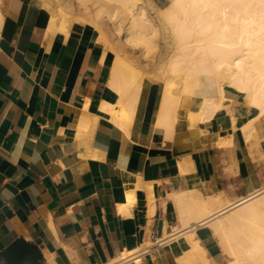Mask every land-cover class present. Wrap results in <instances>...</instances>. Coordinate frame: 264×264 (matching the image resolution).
I'll return each instance as SVG.
<instances>
[{"label":"crops","instance_id":"1","mask_svg":"<svg viewBox=\"0 0 264 264\" xmlns=\"http://www.w3.org/2000/svg\"><path fill=\"white\" fill-rule=\"evenodd\" d=\"M2 1L0 249L21 237L37 245L42 264H116L130 250L141 260L130 264H179L195 233L215 264H229L207 222L181 224L177 193L234 202L264 186V124L254 135L260 149L241 128L256 110L229 89L239 125L222 114L193 126L196 105L182 95L171 125L164 81L144 75L124 123L109 85L119 47L111 24L92 22L91 11L50 33L42 0Z\"/></svg>","mask_w":264,"mask_h":264},{"label":"bare ground","instance_id":"2","mask_svg":"<svg viewBox=\"0 0 264 264\" xmlns=\"http://www.w3.org/2000/svg\"><path fill=\"white\" fill-rule=\"evenodd\" d=\"M42 1L49 13L47 21L48 28L52 30L50 33L55 30L64 31L73 18H89L87 12L80 10V7L75 8L72 0ZM138 1L92 0L98 18L90 20L96 23L102 21L100 16H105L112 20L115 30L126 32L127 40L129 39L131 44L137 39L153 43L158 27L144 15V6L138 5ZM4 3L5 1L3 5ZM159 10L164 26L173 34L169 70L174 76L164 78L167 80L164 81V96L162 94L166 120L172 115L170 109L175 107L184 95L196 105V108L190 111L193 126L197 125H194L195 122L212 121L218 115L227 114L235 128L239 125L236 119V113L239 111H236L225 97L226 90L230 89L243 96L247 108L256 110V115L242 123L241 128L246 138H255L254 144L250 145L258 147L261 139H256L259 137L256 127L260 121L264 124V0H168V4ZM130 21L132 25L127 26ZM100 23L103 27L108 25L104 21ZM115 54L109 85L119 94L117 103L121 106V114L124 115L121 119H124V122L129 119L126 116L140 96L143 67L138 62L125 58V55H120L118 51ZM109 106L104 109L108 107L111 110L112 107ZM108 108L106 110H109ZM174 118H170V122H176ZM230 141L220 140L219 144H228ZM187 171L188 168L185 172ZM177 195L181 224L185 226L189 225L190 221H198L199 224L207 222L229 264H264V186L237 197L234 202L222 199L217 193L204 196L195 190H184ZM180 230L177 231L181 233ZM177 234L179 233L162 238L161 243L175 241ZM191 234L187 238V250L178 251L176 254L178 263L215 264L211 254L208 255L207 248L198 239L192 238L195 233ZM133 252L134 250L124 252V256L116 264H130L131 260L139 263L140 258L133 256Z\"/></svg>","mask_w":264,"mask_h":264},{"label":"rangeland","instance_id":"3","mask_svg":"<svg viewBox=\"0 0 264 264\" xmlns=\"http://www.w3.org/2000/svg\"><path fill=\"white\" fill-rule=\"evenodd\" d=\"M72 2L74 6L76 5L75 8L80 7V10H83V12L90 13L91 9L94 10L95 12L96 6H94L92 0H84V1L72 0ZM167 4H168V0L138 1V5L144 6V8L142 9L144 15H146L148 18L152 20L156 28L158 27L156 39L155 41L152 40L153 43L151 42L146 43L145 41L143 42V40L137 39V41L131 44L130 41L128 42L129 39L127 40L126 32L124 30L122 31L115 30V27L112 24L113 23L112 20H110L105 16L102 17L100 16V18H102V21H104L105 24H111L112 28L115 30L114 32L115 41L116 44L119 45L116 51H118V53H120V55L122 56L125 55V58H129L130 60H134L138 62V64L141 67H143L142 68L143 77L144 75H151V77L161 78L162 81L165 82L167 79L174 76V74L169 70L170 59L173 52V46H172L173 34L171 33V31L167 26H164L165 23L161 18L160 10H159V9H163ZM131 25L132 23L130 21L127 26H131ZM140 42H143V44ZM166 77L167 79L164 80V78Z\"/></svg>","mask_w":264,"mask_h":264},{"label":"water","instance_id":"4","mask_svg":"<svg viewBox=\"0 0 264 264\" xmlns=\"http://www.w3.org/2000/svg\"><path fill=\"white\" fill-rule=\"evenodd\" d=\"M3 264H42V254L35 243L18 237L0 249Z\"/></svg>","mask_w":264,"mask_h":264}]
</instances>
